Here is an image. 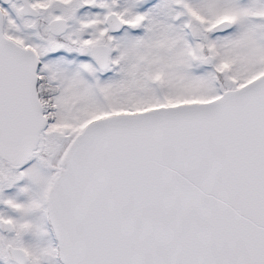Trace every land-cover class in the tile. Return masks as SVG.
<instances>
[{
	"label": "snow or ice",
	"instance_id": "1",
	"mask_svg": "<svg viewBox=\"0 0 264 264\" xmlns=\"http://www.w3.org/2000/svg\"><path fill=\"white\" fill-rule=\"evenodd\" d=\"M0 264H264V0H0Z\"/></svg>",
	"mask_w": 264,
	"mask_h": 264
}]
</instances>
